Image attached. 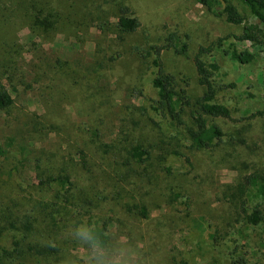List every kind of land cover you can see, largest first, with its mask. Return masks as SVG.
<instances>
[{
	"label": "rangeland",
	"instance_id": "374dc122",
	"mask_svg": "<svg viewBox=\"0 0 264 264\" xmlns=\"http://www.w3.org/2000/svg\"><path fill=\"white\" fill-rule=\"evenodd\" d=\"M47 1L52 2L0 0V57L14 97L10 112L0 111V147L7 151L0 155V199L38 198L35 157L44 171H50L62 160L75 164L78 148L84 147L95 156L102 189L114 179L122 189L121 202L147 203L151 219L143 223L149 228L142 229L161 238L150 244L152 255L143 263L173 264L168 257L177 247L189 264H235L231 253L237 241L244 245L240 255L264 264V223L247 224L232 197L239 194L237 182L244 175L264 174V50L233 38L225 39L222 47L217 44L220 37L241 33L245 23L258 24L257 18L241 0L229 1L244 16L242 24L228 22L198 0H55L65 11L71 5L95 10L102 3L111 13L121 1L141 24L124 38L81 21L34 34L29 27L31 4ZM172 32L188 49H165L163 64L193 100L203 92L193 62L199 48L210 47L202 56L217 64L216 100L229 107L231 117L209 119L221 125L224 136L221 144L208 149L192 147L186 127L164 117L151 100L156 68L151 66L153 55H143L165 43ZM232 41L252 56L249 62L241 63L226 51ZM35 120L40 122L37 134L25 137ZM11 136L24 143L28 138L31 153L24 162L20 156L21 164L13 159L20 150L17 144L9 145ZM101 142H111L113 150L104 152ZM138 142L151 152L140 169L144 178L118 176L127 172L119 165L121 155ZM173 192L179 193L175 200L170 198ZM243 196L250 205L264 208V196L253 189ZM116 209L123 213L120 206ZM75 253L86 262L83 249Z\"/></svg>",
	"mask_w": 264,
	"mask_h": 264
},
{
	"label": "trees",
	"instance_id": "16d2710c",
	"mask_svg": "<svg viewBox=\"0 0 264 264\" xmlns=\"http://www.w3.org/2000/svg\"><path fill=\"white\" fill-rule=\"evenodd\" d=\"M109 1L102 0V2ZM198 1L214 14L225 16L230 23L245 22L244 16L229 0ZM241 2L257 18L258 24L245 23L241 33L220 37L217 44L222 47L225 39L233 38L236 41L247 40L264 50V0H241ZM115 4L117 11L111 13L103 9L102 3H98L95 10H89V6L84 7V10L71 5L65 11L55 0L47 1L42 6L33 2L29 27L35 34L40 30L55 31L59 28L58 26H63L64 22L66 26H74L78 24L76 21H81L85 24H97L103 32L113 31L116 36L124 38L136 32L141 22L131 13L129 6L121 1H116ZM112 14L115 16L113 21L110 19ZM178 38L177 34L172 32L166 37L165 43L153 46L152 52H146L143 55L147 59L152 54L151 66L156 68L151 79V88L154 93L151 100L154 102L155 110H159L164 117L170 118L177 125L186 127V136L192 142V147L208 149L221 144L224 136L221 125L209 119L230 118L231 110L227 105L216 100L217 88L213 76L217 64L208 63L202 56L210 47L201 46L193 57L199 84L203 87L202 94L196 100L192 99L187 88L180 84V79L176 75L165 70L162 60L165 49H175L177 53L187 52V43L180 44L177 41ZM226 51L241 63L252 59L250 54L238 49L235 41L229 44ZM146 63L150 62L146 61ZM4 65L0 57V111L8 113L14 104V97L8 87ZM38 124L40 122L35 120L34 125L26 129L24 136L37 134ZM15 138L10 137L9 145L11 147L14 144L18 145L19 157L17 154L12 156L17 163L21 164L26 161V155L31 153V150L28 149V138L25 139L27 143L17 141ZM99 147L104 148L106 153L114 148L111 142H101ZM173 152L181 155L178 150ZM6 153L7 151L0 147V155ZM77 156L75 164L69 165L68 161L62 160L50 171H44L39 163V157H35L34 170H39L40 178L39 187L34 190L39 189V197L31 198L30 202H21L13 198L0 199V264H66L70 258H79L75 253L78 247L68 238L65 231L69 225L79 222L92 225L102 236L106 234L116 238L117 235L119 243H125L140 253V264H145L143 262L152 255L153 248L150 244L157 243L161 237L148 233L146 235L145 230L142 229L148 226L143 223L151 219L147 203L132 202L128 199L121 202L122 189L116 187L114 179L103 189L101 188L103 175L96 166L95 156L84 147L78 148ZM150 156L151 152L144 143L132 144L126 155H121L123 160L119 163L121 166H126L127 172L123 174L119 172L118 176L122 178L132 176L134 181L143 179L145 175L140 172V169ZM183 156L187 161L190 160L187 155ZM12 168L18 167L13 164ZM242 179L236 186L239 194H232L238 213L247 224L255 226L264 223V208L260 204L250 205L247 196H243L247 189H253L255 193L264 196V174L256 171L244 175ZM178 196L179 193L173 192L170 198L176 199ZM119 206L123 213L116 209ZM215 233H212L213 239L216 238ZM115 238L113 239L117 242ZM240 248H244V245L236 241L231 253L233 263L261 264L258 261L250 262L240 255L238 253ZM172 250L175 251H172L168 257L170 262L189 264L183 256L179 255L177 247ZM180 254L182 255L181 252ZM79 261L80 264H86L82 259Z\"/></svg>",
	"mask_w": 264,
	"mask_h": 264
},
{
	"label": "clouds",
	"instance_id": "9594fccd",
	"mask_svg": "<svg viewBox=\"0 0 264 264\" xmlns=\"http://www.w3.org/2000/svg\"><path fill=\"white\" fill-rule=\"evenodd\" d=\"M66 234L76 246L86 253V264H140L139 253L125 243L113 242L108 235H100L84 222L69 225ZM66 264H80L79 258H70Z\"/></svg>",
	"mask_w": 264,
	"mask_h": 264
}]
</instances>
